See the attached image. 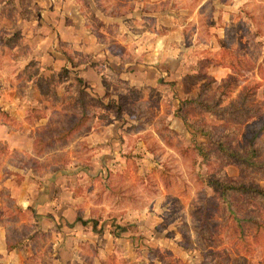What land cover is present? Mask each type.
<instances>
[{
    "label": "rangeland",
    "instance_id": "obj_1",
    "mask_svg": "<svg viewBox=\"0 0 264 264\" xmlns=\"http://www.w3.org/2000/svg\"><path fill=\"white\" fill-rule=\"evenodd\" d=\"M64 1H57V19L61 20L57 26L63 25ZM147 1L119 0L118 9L115 11L114 5L113 10L124 18L114 29L109 25L107 29L99 16L103 8L112 12L108 11L110 0L77 3H82L86 26L98 33L122 61L130 55L135 60V53L126 46L137 36L133 40L125 29L141 32L138 26L146 24L149 29H177L185 47L179 65L181 78L166 79L142 94L131 89L102 101L72 69L84 58L75 60L64 53L69 58L67 67L58 64L56 69L39 70L31 64L25 77L41 78L38 87L42 95L57 103V109H51V116L36 134V147L41 146L40 151L48 143L53 144L51 151L62 152L65 144L72 143L63 151L72 150L83 157L94 154L89 142L80 141L85 135L71 140L73 133L67 136L64 130L77 121L82 108L86 119L75 132L87 131L96 114L101 127H105L100 143L106 151L101 156H119L129 162L118 168L129 173L126 184L130 189L126 197L121 177L115 181L120 186L117 193L105 195L106 183L98 179L88 187L87 192L94 194L88 195L90 198L116 201L120 206L129 202L138 211L132 223L138 237H148L153 228L165 237H178L179 245L198 254L202 264H257L254 254H264V205L254 194L213 187L209 180L218 178L224 183H249L264 188V130L254 137L264 127V0ZM36 6L31 0H0V45L9 49L22 47L23 39L17 32L8 42L7 34L17 26L18 15L29 18L48 10ZM131 13L137 18L127 17ZM101 27L106 33L98 31ZM116 31L118 41L112 36ZM11 53L7 50V56L14 54ZM3 55L5 50L1 47L0 57ZM0 69L7 74L11 71L4 66ZM213 72L222 78L215 79ZM223 83L225 87L221 88ZM15 87L17 94H25L21 84ZM28 94L24 103L31 123L43 117L48 105L32 90ZM193 99L198 103L181 105L182 100ZM58 111L63 115L55 114ZM172 113L175 118L171 119ZM2 116L5 117L4 112ZM251 146L257 148V155H252ZM2 149L0 144V153ZM80 189L84 191L83 187ZM143 208L146 212L139 211ZM123 215L108 214L103 220ZM142 244L148 247L145 242Z\"/></svg>",
    "mask_w": 264,
    "mask_h": 264
},
{
    "label": "crops",
    "instance_id": "obj_2",
    "mask_svg": "<svg viewBox=\"0 0 264 264\" xmlns=\"http://www.w3.org/2000/svg\"><path fill=\"white\" fill-rule=\"evenodd\" d=\"M31 1L37 8L45 6L48 10L31 14L29 18L18 15L17 26L9 31L6 40L8 42L17 32L23 39L22 47L15 45L9 49L0 45V49L5 50V56L0 57V67L11 68L9 74L0 69V144L3 146L0 153V264H176V261L178 264H202L198 254L179 245L178 237L160 235L156 228L148 237H138L132 225L133 215L138 211L129 202L120 206L116 201L110 203L88 196H94L87 191L98 179L106 183L105 195L117 193L120 186L115 181L121 177L125 181L120 185L126 197L130 189L126 184L129 173L120 172L118 168L129 162L119 156H101L106 151L100 143L105 127H101L96 114L92 115L87 131L74 132L71 137L72 140L85 135L80 141L89 142L88 147L93 148L94 154L83 157L72 150L63 151L72 143L65 144L62 152L59 149L51 151L53 144L39 151L41 146L36 147V134L46 124L51 111L57 109L54 107L57 103H51L42 95L38 87L41 78L25 77L31 64L39 70L56 69L58 64L65 66L69 59L66 53L75 60L84 58L72 69L96 98L114 99L131 89L145 93L147 88L157 87L166 79L181 78L179 65L185 53L183 37L177 35V29L159 30L158 26L149 29L147 24L138 26L141 32L127 28L126 34L132 35L133 40L137 36L126 46L135 53V60L129 54L122 61L98 33L94 34L86 26L82 3L65 0L63 25L57 26L58 21L61 22L57 19L58 0ZM118 2L110 0L108 3L111 13L103 11L104 8L99 13L107 29L108 25L114 29L123 21L124 17L120 18L115 12ZM114 5L117 6L115 11ZM127 17L137 18L133 13ZM102 27L98 31L106 33ZM112 36L118 41V31ZM6 49L14 54L7 56ZM213 75L215 79L222 78L217 72ZM17 84L23 86L24 95L16 93ZM30 90L37 93L38 98L43 97L48 105L43 117L31 123L24 103ZM55 114L63 115L61 111ZM173 117L172 113L169 118ZM95 121L98 125H94ZM118 171L123 174L119 175ZM139 211L146 212L144 208ZM120 213H124L123 217L110 216L109 221L103 220L108 214ZM142 242L150 248H144ZM253 257L257 264L264 262L262 252Z\"/></svg>",
    "mask_w": 264,
    "mask_h": 264
},
{
    "label": "trees",
    "instance_id": "obj_3",
    "mask_svg": "<svg viewBox=\"0 0 264 264\" xmlns=\"http://www.w3.org/2000/svg\"><path fill=\"white\" fill-rule=\"evenodd\" d=\"M207 85V84H206ZM225 84H221L220 87H225ZM197 99V98H196ZM196 99L193 100H189V101H181V105L183 103H198L196 101ZM80 116L78 117L77 121L71 125L70 127H68L67 129L64 130V133L68 136L72 133H74L75 131H78V129L80 128V126L85 122L86 119V112L84 110V108H82L80 110ZM88 116V114H87ZM262 130H264V127H262L255 135L254 137H256V135L259 132H262ZM48 145V143H45L44 145ZM251 151H252V155H257V148L255 146H251ZM209 183L213 186V187H224V189H231V190H237V191H241L243 193H250V194H254L256 195L259 199L260 202L264 205V188H262L259 185H254V184H249V183H239L238 185H235L231 182L228 183H224L222 182L220 179L218 178H214V179H210Z\"/></svg>",
    "mask_w": 264,
    "mask_h": 264
}]
</instances>
